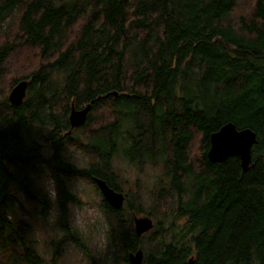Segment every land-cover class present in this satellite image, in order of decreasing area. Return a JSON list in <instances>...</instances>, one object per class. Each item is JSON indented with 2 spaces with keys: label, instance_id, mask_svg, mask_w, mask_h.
<instances>
[{
  "label": "trees",
  "instance_id": "1",
  "mask_svg": "<svg viewBox=\"0 0 264 264\" xmlns=\"http://www.w3.org/2000/svg\"><path fill=\"white\" fill-rule=\"evenodd\" d=\"M17 2L0 0V87L28 83L16 106L0 90V264H42L21 235L17 192L44 216L55 208L74 237L78 176L100 196L116 264L138 248L142 264H264V0ZM91 100L70 128V103ZM228 121L256 133L245 170L237 156H206ZM33 173L48 175L51 196L38 200ZM94 177L124 194L121 208ZM133 214L153 227L137 236Z\"/></svg>",
  "mask_w": 264,
  "mask_h": 264
},
{
  "label": "rangeland",
  "instance_id": "2",
  "mask_svg": "<svg viewBox=\"0 0 264 264\" xmlns=\"http://www.w3.org/2000/svg\"><path fill=\"white\" fill-rule=\"evenodd\" d=\"M28 0H18L17 5L21 6ZM19 11V9L15 10ZM14 18H10L8 31L14 32L16 27V21ZM1 42V40H0ZM35 53L28 52L26 55L27 65H31L36 60ZM17 61L16 65L9 69V75L11 73L16 74L15 71L23 66V61ZM27 72V71H26ZM25 71H20V74H25ZM22 80V79H21ZM26 80V79H23ZM1 93L8 95L10 88L7 85L0 87ZM77 156V161L80 159ZM119 172L124 174L128 179L132 178V173L125 164H120ZM149 171V170H148ZM44 173V172H43ZM39 175L33 173L34 178V192L38 196V200L45 197V194L51 196L48 190H45L42 186H46V180H49L48 175ZM43 175V176H42ZM42 176V177H41ZM42 178V180H40ZM73 180V186H78V190L81 191L80 203L69 205V217L72 224V218L74 213L83 216L82 228L73 229V238L69 233H66L60 224L55 220V208H50V213L47 216L43 215V204L36 201L29 200L23 192H17L20 200L22 199V206L17 207L18 216L24 218V231L21 232L26 239H28L35 250L42 258V264H116V253L112 247H106L103 253H98L93 247H91L90 240L88 238L90 232L101 226L106 225L105 217L101 212L100 196L97 194L93 185L81 176L75 177ZM143 185L149 184L150 177L145 174L141 175ZM49 182V181H47ZM48 184L46 188H48ZM44 195V196H41ZM27 198V200H26ZM19 206V202H15ZM54 206V204H53ZM55 207V206H54ZM96 218L98 224H91V220ZM73 227V226H72ZM76 238V240H74ZM78 241V242H75ZM118 264H124L119 262ZM128 264V263H127Z\"/></svg>",
  "mask_w": 264,
  "mask_h": 264
},
{
  "label": "water",
  "instance_id": "3",
  "mask_svg": "<svg viewBox=\"0 0 264 264\" xmlns=\"http://www.w3.org/2000/svg\"><path fill=\"white\" fill-rule=\"evenodd\" d=\"M27 80H19L14 84L7 95L9 103L13 106L19 105L25 96ZM111 94L116 95L115 91ZM92 100L81 108H75L70 103L68 121L70 128L78 127L86 119L90 110ZM70 130L67 131V134ZM256 143V133L249 127L236 128L233 122L228 121L222 124L217 130L209 135V148L206 156L211 162H220L229 156H237L242 170H245L250 162V149ZM103 199L113 208H121L125 196L121 191L111 188L103 179L93 178ZM133 230L137 236L149 231L153 227V221L149 216L132 215ZM129 264H142V251L137 249L127 256Z\"/></svg>",
  "mask_w": 264,
  "mask_h": 264
},
{
  "label": "clouds",
  "instance_id": "4",
  "mask_svg": "<svg viewBox=\"0 0 264 264\" xmlns=\"http://www.w3.org/2000/svg\"><path fill=\"white\" fill-rule=\"evenodd\" d=\"M82 222H83V216L80 214H75L73 215L72 218V226L75 229H81L82 228ZM91 224L95 225L98 224V221L96 218H93L91 220ZM107 226L106 225H101L97 227L94 232L89 233V240L91 247H93L98 253H103L107 247Z\"/></svg>",
  "mask_w": 264,
  "mask_h": 264
}]
</instances>
